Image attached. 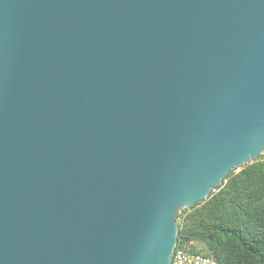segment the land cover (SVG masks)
I'll list each match as a JSON object with an SVG mask.
<instances>
[{"label":"water","instance_id":"obj_1","mask_svg":"<svg viewBox=\"0 0 264 264\" xmlns=\"http://www.w3.org/2000/svg\"><path fill=\"white\" fill-rule=\"evenodd\" d=\"M262 154L264 0H0V264H172Z\"/></svg>","mask_w":264,"mask_h":264},{"label":"trees","instance_id":"obj_2","mask_svg":"<svg viewBox=\"0 0 264 264\" xmlns=\"http://www.w3.org/2000/svg\"><path fill=\"white\" fill-rule=\"evenodd\" d=\"M178 247L217 264H264V154L191 208L178 213Z\"/></svg>","mask_w":264,"mask_h":264},{"label":"built area","instance_id":"obj_3","mask_svg":"<svg viewBox=\"0 0 264 264\" xmlns=\"http://www.w3.org/2000/svg\"><path fill=\"white\" fill-rule=\"evenodd\" d=\"M172 264H217V261L212 257L177 246L173 254Z\"/></svg>","mask_w":264,"mask_h":264},{"label":"rangeland","instance_id":"obj_4","mask_svg":"<svg viewBox=\"0 0 264 264\" xmlns=\"http://www.w3.org/2000/svg\"><path fill=\"white\" fill-rule=\"evenodd\" d=\"M179 221V220H178Z\"/></svg>","mask_w":264,"mask_h":264}]
</instances>
